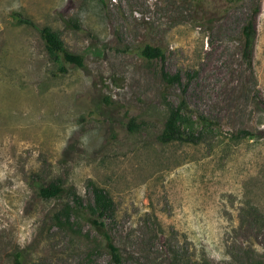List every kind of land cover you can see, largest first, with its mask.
Wrapping results in <instances>:
<instances>
[{"label": "rangeland", "instance_id": "374dc122", "mask_svg": "<svg viewBox=\"0 0 264 264\" xmlns=\"http://www.w3.org/2000/svg\"><path fill=\"white\" fill-rule=\"evenodd\" d=\"M258 1L0 0V264H114L103 232L125 264H264V0L252 65L242 34ZM183 98L214 125L163 143Z\"/></svg>", "mask_w": 264, "mask_h": 264}, {"label": "trees", "instance_id": "16d2710c", "mask_svg": "<svg viewBox=\"0 0 264 264\" xmlns=\"http://www.w3.org/2000/svg\"><path fill=\"white\" fill-rule=\"evenodd\" d=\"M260 1L261 0H259L257 3L254 14L248 17L246 23L242 28V34L244 37V54L245 57L248 59V63L250 65H252L253 45L256 35V16L260 11ZM14 18L17 22L36 26L34 22H32L29 18L24 17L20 13H15ZM40 32L44 38L47 49L50 51L51 54H53L57 58L64 59V61L68 64L79 67L84 66L85 57L81 54H75L70 52L66 48V45L59 36V34L55 32L52 28L43 27L40 28ZM142 54L148 59L165 58V53L161 48L153 47L150 45H147L143 49ZM164 77L168 83H181L180 74H164ZM185 91L186 90H184L183 92L185 93ZM259 101L264 107V99L262 95H259ZM187 115L195 117L194 120L188 122ZM186 123L187 125H185ZM213 125V122L204 115L193 113L190 107L188 106L186 99L183 98L180 106L172 113L171 118L167 121L165 129L160 136V140L163 143L179 141L182 143L197 144L200 142L201 135L203 134L202 131L212 128ZM243 134L251 135V133L248 131H244ZM36 191L40 197L50 199L53 197L60 196L64 192V189L60 183H51L48 185L38 184L36 186ZM96 197L97 199L94 208L98 216L93 219V222L97 226L103 227L104 224L100 222L98 218L103 217L105 213L110 210V208L112 207V201L102 191H97ZM103 234L105 235L108 241L107 247L112 256L113 263L125 264L120 249L116 245H114L110 236L107 233L103 232ZM16 264H24L22 252L17 253Z\"/></svg>", "mask_w": 264, "mask_h": 264}]
</instances>
